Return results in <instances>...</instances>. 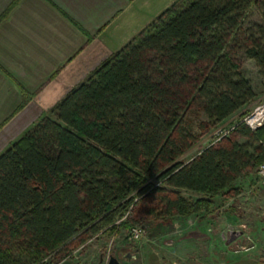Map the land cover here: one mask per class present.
I'll return each mask as SVG.
<instances>
[{
	"label": "trees",
	"instance_id": "obj_1",
	"mask_svg": "<svg viewBox=\"0 0 264 264\" xmlns=\"http://www.w3.org/2000/svg\"><path fill=\"white\" fill-rule=\"evenodd\" d=\"M242 52L264 75V0H177L75 86L0 154V264H59L100 233L238 195L264 163Z\"/></svg>",
	"mask_w": 264,
	"mask_h": 264
},
{
	"label": "crops",
	"instance_id": "obj_2",
	"mask_svg": "<svg viewBox=\"0 0 264 264\" xmlns=\"http://www.w3.org/2000/svg\"><path fill=\"white\" fill-rule=\"evenodd\" d=\"M176 1L0 0V154Z\"/></svg>",
	"mask_w": 264,
	"mask_h": 264
},
{
	"label": "rangeland",
	"instance_id": "obj_3",
	"mask_svg": "<svg viewBox=\"0 0 264 264\" xmlns=\"http://www.w3.org/2000/svg\"><path fill=\"white\" fill-rule=\"evenodd\" d=\"M248 21L262 23V18L252 9ZM235 59L257 92L256 101L247 109L249 113L264 101V75L243 52ZM244 112L245 109L203 135L188 156L209 144L218 131L233 126ZM254 175L238 181V195L215 197L208 214L156 218L142 225L121 226L112 234L100 233L59 264H81L82 259L86 260L82 264H108L111 257L120 264H264V186L255 184ZM182 192L190 200L202 197L196 192ZM125 219L126 216L117 223ZM135 227L142 228V237L137 240L131 238ZM196 229H204L208 237Z\"/></svg>",
	"mask_w": 264,
	"mask_h": 264
},
{
	"label": "built area",
	"instance_id": "obj_4",
	"mask_svg": "<svg viewBox=\"0 0 264 264\" xmlns=\"http://www.w3.org/2000/svg\"><path fill=\"white\" fill-rule=\"evenodd\" d=\"M243 121H245V123L253 130H257L258 128L264 126V101H262L260 104L254 107L251 112L245 115ZM229 130L230 128L226 130L218 131L216 133L217 134L216 138H219L220 136L227 134ZM256 183L258 184V186H264V163L260 164L256 168ZM141 237H142V228L141 227L132 228L131 238L137 240ZM85 244L81 245L77 249L78 250L81 249L82 247H84Z\"/></svg>",
	"mask_w": 264,
	"mask_h": 264
},
{
	"label": "water",
	"instance_id": "obj_5",
	"mask_svg": "<svg viewBox=\"0 0 264 264\" xmlns=\"http://www.w3.org/2000/svg\"><path fill=\"white\" fill-rule=\"evenodd\" d=\"M108 264H120V262L116 257H111Z\"/></svg>",
	"mask_w": 264,
	"mask_h": 264
}]
</instances>
